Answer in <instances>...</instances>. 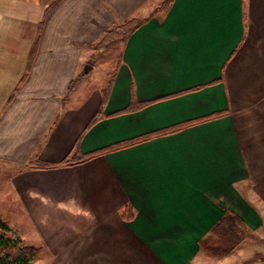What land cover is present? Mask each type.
I'll return each mask as SVG.
<instances>
[{
	"label": "crops",
	"instance_id": "1",
	"mask_svg": "<svg viewBox=\"0 0 264 264\" xmlns=\"http://www.w3.org/2000/svg\"><path fill=\"white\" fill-rule=\"evenodd\" d=\"M163 1L0 0V165L38 264H264V0Z\"/></svg>",
	"mask_w": 264,
	"mask_h": 264
},
{
	"label": "rangeland",
	"instance_id": "2",
	"mask_svg": "<svg viewBox=\"0 0 264 264\" xmlns=\"http://www.w3.org/2000/svg\"><path fill=\"white\" fill-rule=\"evenodd\" d=\"M85 51L86 53L84 52L83 54H86L85 57L87 58V61H83L79 65V72L75 80V82H81L79 87L76 89V91L80 93L89 88L81 87L82 83L84 82H88L91 85H96L111 79V72L120 59L121 45L120 41L118 40L114 44L108 46V48L105 50H102L101 52H95L93 55H88L89 50L87 48H85ZM87 64H90L92 67H94L92 70H89L88 73H85L84 67ZM14 170L15 169L13 168H6L3 165H0V218L9 226L11 236L18 238L20 237L25 240L32 237V233L30 232V218L25 214V211L22 210V206L17 194L12 189L11 183L8 182V177L10 174L13 175ZM216 237L220 241L217 245L219 247L222 246L221 251H223L226 248V244H229L227 243L228 239L229 241L232 240L236 242L240 236L235 237L229 234H227V236H222L219 233ZM32 242L33 241H28V244L32 245ZM35 264H38L36 262V257Z\"/></svg>",
	"mask_w": 264,
	"mask_h": 264
},
{
	"label": "trees",
	"instance_id": "3",
	"mask_svg": "<svg viewBox=\"0 0 264 264\" xmlns=\"http://www.w3.org/2000/svg\"><path fill=\"white\" fill-rule=\"evenodd\" d=\"M172 0H164L157 10H164L170 4ZM140 18H128L124 20H118L114 22L108 29L105 30L101 39L93 44L96 52L108 48V46L114 44L116 41H120L125 37H128L134 30H136L141 23ZM115 70V69H114ZM113 75V72H112ZM97 118L92 119L89 126L95 123ZM180 127L172 128L177 130ZM134 141H127L120 144H116L108 147L106 150H116L133 144ZM74 155L66 157L63 163H74L76 159ZM40 168L51 167L49 163H39L36 165ZM122 216L126 220H131L134 217V210L130 204H126L121 212ZM9 226L0 218V264H35L36 249L33 245L28 244L24 239L13 237L10 235Z\"/></svg>",
	"mask_w": 264,
	"mask_h": 264
},
{
	"label": "water",
	"instance_id": "4",
	"mask_svg": "<svg viewBox=\"0 0 264 264\" xmlns=\"http://www.w3.org/2000/svg\"><path fill=\"white\" fill-rule=\"evenodd\" d=\"M91 69H92V65L87 64V65H85V67H84V72H85V73H88L89 70H91Z\"/></svg>",
	"mask_w": 264,
	"mask_h": 264
}]
</instances>
